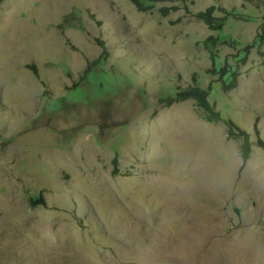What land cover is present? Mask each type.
I'll return each mask as SVG.
<instances>
[{
    "label": "rangeland",
    "instance_id": "1",
    "mask_svg": "<svg viewBox=\"0 0 264 264\" xmlns=\"http://www.w3.org/2000/svg\"><path fill=\"white\" fill-rule=\"evenodd\" d=\"M263 23L264 0H3L0 264H264ZM194 84L220 120L163 101Z\"/></svg>",
    "mask_w": 264,
    "mask_h": 264
},
{
    "label": "trees",
    "instance_id": "2",
    "mask_svg": "<svg viewBox=\"0 0 264 264\" xmlns=\"http://www.w3.org/2000/svg\"><path fill=\"white\" fill-rule=\"evenodd\" d=\"M3 0H0V3ZM132 3L135 5V7L137 8L138 11H147L149 9H151L152 7V3L153 2H158L161 0H131ZM148 3V4H144V3ZM176 7L172 6V7H163L161 9V13L163 16L167 15L169 11L171 10H175ZM216 9H219L220 11H222L225 15H236V13L234 12V9L232 10H227L225 8H217L213 5L208 6L205 10L203 11H199L197 13L194 14V16L201 20L205 25H207V27L211 30V31H219L223 28L224 26V22L226 21V16H221V17H217L214 16V12L216 11ZM67 22H69V18H67ZM65 19V20H66ZM255 40H258L260 42H264V23L260 26L259 32L257 33ZM218 43V38L215 37L214 35H209L203 42V46L204 48L211 54L212 56V47H214L216 44ZM98 45L101 47L102 50V54L105 52V47L103 45V43L101 41L98 40ZM100 56L91 61L88 62L86 69L84 70V74H86L89 70L91 65L95 64L98 60H99ZM27 67L33 72V74L38 77V73H37V69L35 67V65L30 64L27 65ZM195 81V80H194ZM230 87H233V81L229 83ZM210 88H203L199 85H191L188 86L186 88H177L174 96H168L167 98H164L163 101L167 104L170 105L174 102H182V101H186V100H193L195 102V104L202 110L205 111V120L208 122H214V121H218L220 120V114L217 110L214 109L213 104H211L209 102V92ZM226 125L228 127L227 129V136L228 138H239L242 139L243 142L241 144V155L242 158L244 160L247 159L248 157V153L250 151V147H251V142L249 140V134L242 130L241 128H239L234 122H232L231 120L226 121ZM256 132V145L258 147L264 148V140H262L260 138V136L258 135V131L257 129H255ZM114 163H116V159L114 158ZM33 204L36 202H41L43 203V197H39L37 199H34L31 201Z\"/></svg>",
    "mask_w": 264,
    "mask_h": 264
}]
</instances>
